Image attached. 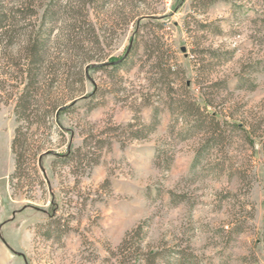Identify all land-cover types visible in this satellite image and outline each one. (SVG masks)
Masks as SVG:
<instances>
[{
  "label": "rangeland",
  "instance_id": "rangeland-1",
  "mask_svg": "<svg viewBox=\"0 0 264 264\" xmlns=\"http://www.w3.org/2000/svg\"><path fill=\"white\" fill-rule=\"evenodd\" d=\"M2 2L47 40L30 120L0 103L5 264H264V0Z\"/></svg>",
  "mask_w": 264,
  "mask_h": 264
},
{
  "label": "trees",
  "instance_id": "trees-1",
  "mask_svg": "<svg viewBox=\"0 0 264 264\" xmlns=\"http://www.w3.org/2000/svg\"><path fill=\"white\" fill-rule=\"evenodd\" d=\"M33 12L34 10L29 6H23V4L15 7L7 6L0 0V48L4 53H7L11 45H14L16 41L17 43L21 41L18 47L19 59L22 57L24 59L23 63H16V72L14 70L12 73L0 72V103L14 100L13 113L17 122L30 120L31 113L38 103L39 92L46 81L43 69L46 62L47 40L43 36L42 30L29 31L26 26L19 24L20 18H17L19 14L26 16ZM129 54L126 53L121 59L114 62L115 71L123 67ZM159 58L161 62L162 58ZM98 67L102 68V66ZM14 79L17 85L13 84ZM9 81L11 83L7 84ZM18 84L22 85V89L17 93ZM8 87L11 89L7 90ZM208 119L211 124L214 123L212 116H209ZM26 140V133L22 131L21 126H17L10 145L14 159V170L9 177L10 183L14 177L21 176Z\"/></svg>",
  "mask_w": 264,
  "mask_h": 264
},
{
  "label": "crops",
  "instance_id": "crops-1",
  "mask_svg": "<svg viewBox=\"0 0 264 264\" xmlns=\"http://www.w3.org/2000/svg\"><path fill=\"white\" fill-rule=\"evenodd\" d=\"M0 236L4 239V241L8 244V246L12 249L10 250V248L7 247L6 244L0 238V264H1V261L2 263L5 264L7 261L12 260L13 256L10 251H13V248L11 246V241L6 235L0 234Z\"/></svg>",
  "mask_w": 264,
  "mask_h": 264
},
{
  "label": "water",
  "instance_id": "water-1",
  "mask_svg": "<svg viewBox=\"0 0 264 264\" xmlns=\"http://www.w3.org/2000/svg\"><path fill=\"white\" fill-rule=\"evenodd\" d=\"M125 55H126V54H125ZM0 238H1V240L6 244V246L9 247L8 244L4 241V239H3L1 236H0ZM9 248H10V247H9ZM10 250H12V249L10 248Z\"/></svg>",
  "mask_w": 264,
  "mask_h": 264
}]
</instances>
